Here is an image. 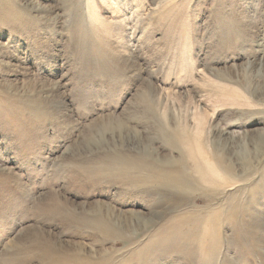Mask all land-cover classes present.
<instances>
[{
	"label": "rangeland",
	"instance_id": "1",
	"mask_svg": "<svg viewBox=\"0 0 264 264\" xmlns=\"http://www.w3.org/2000/svg\"><path fill=\"white\" fill-rule=\"evenodd\" d=\"M0 264H264V0H0Z\"/></svg>",
	"mask_w": 264,
	"mask_h": 264
},
{
	"label": "bare ground",
	"instance_id": "2",
	"mask_svg": "<svg viewBox=\"0 0 264 264\" xmlns=\"http://www.w3.org/2000/svg\"><path fill=\"white\" fill-rule=\"evenodd\" d=\"M184 186V185H183Z\"/></svg>",
	"mask_w": 264,
	"mask_h": 264
}]
</instances>
